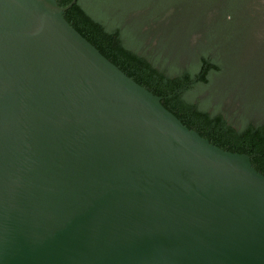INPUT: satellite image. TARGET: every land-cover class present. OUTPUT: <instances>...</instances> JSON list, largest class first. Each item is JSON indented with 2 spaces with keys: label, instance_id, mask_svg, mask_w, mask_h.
Listing matches in <instances>:
<instances>
[{
  "label": "water",
  "instance_id": "1",
  "mask_svg": "<svg viewBox=\"0 0 264 264\" xmlns=\"http://www.w3.org/2000/svg\"><path fill=\"white\" fill-rule=\"evenodd\" d=\"M0 0V264H264V174L66 19Z\"/></svg>",
  "mask_w": 264,
  "mask_h": 264
},
{
  "label": "trees",
  "instance_id": "2",
  "mask_svg": "<svg viewBox=\"0 0 264 264\" xmlns=\"http://www.w3.org/2000/svg\"><path fill=\"white\" fill-rule=\"evenodd\" d=\"M71 1L58 3L67 5ZM148 1L77 0L65 11V17L128 76L161 96L163 105L186 126L216 146L250 155L254 167L264 174V123L245 116L230 118L220 108L221 102L214 101V83L225 78L221 63L205 55L188 68H181L177 58L168 63V56L162 58L168 42L162 38L146 53L144 45L150 30H143L145 23L158 21L172 5L178 10L174 1L166 0L145 17L133 14L145 9Z\"/></svg>",
  "mask_w": 264,
  "mask_h": 264
},
{
  "label": "rangeland",
  "instance_id": "3",
  "mask_svg": "<svg viewBox=\"0 0 264 264\" xmlns=\"http://www.w3.org/2000/svg\"><path fill=\"white\" fill-rule=\"evenodd\" d=\"M165 1L149 0L140 18L160 9ZM169 1H174L177 11L172 5L165 20L143 26L150 30L146 53L162 38L168 42L162 54L168 56V63L177 58L181 68H188L203 55L220 62L225 78L215 79L214 101L221 102L220 108L230 118L245 116L264 123V0Z\"/></svg>",
  "mask_w": 264,
  "mask_h": 264
},
{
  "label": "flooded vegetation",
  "instance_id": "4",
  "mask_svg": "<svg viewBox=\"0 0 264 264\" xmlns=\"http://www.w3.org/2000/svg\"><path fill=\"white\" fill-rule=\"evenodd\" d=\"M141 12H142V10L138 11V13H134V15H139ZM171 12H172V9H170L169 11H167V13H165L164 16H162L161 18H159L158 21H156V24L162 22L163 20H165L166 17H167ZM169 20H170V19H167L166 21H169ZM155 44H157V41H156V40L153 42L152 45H155Z\"/></svg>",
  "mask_w": 264,
  "mask_h": 264
}]
</instances>
